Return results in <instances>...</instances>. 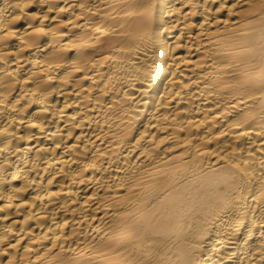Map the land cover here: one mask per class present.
Segmentation results:
<instances>
[{
    "label": "bare ground",
    "instance_id": "obj_1",
    "mask_svg": "<svg viewBox=\"0 0 264 264\" xmlns=\"http://www.w3.org/2000/svg\"><path fill=\"white\" fill-rule=\"evenodd\" d=\"M0 264H264V0H0Z\"/></svg>",
    "mask_w": 264,
    "mask_h": 264
}]
</instances>
